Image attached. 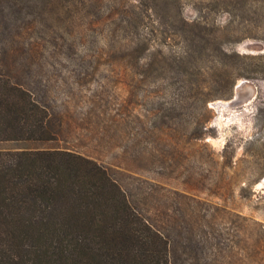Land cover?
Here are the masks:
<instances>
[{
    "label": "rangeland",
    "instance_id": "1",
    "mask_svg": "<svg viewBox=\"0 0 264 264\" xmlns=\"http://www.w3.org/2000/svg\"><path fill=\"white\" fill-rule=\"evenodd\" d=\"M40 1L71 49L42 61L64 113L44 146L104 164L158 225L190 191L222 246L206 264H264V0Z\"/></svg>",
    "mask_w": 264,
    "mask_h": 264
},
{
    "label": "trees",
    "instance_id": "2",
    "mask_svg": "<svg viewBox=\"0 0 264 264\" xmlns=\"http://www.w3.org/2000/svg\"><path fill=\"white\" fill-rule=\"evenodd\" d=\"M43 4L0 0V264L208 263L222 246L190 191L173 193L193 210L158 225L104 164L44 146L61 140L64 113L42 61L71 49Z\"/></svg>",
    "mask_w": 264,
    "mask_h": 264
},
{
    "label": "water",
    "instance_id": "3",
    "mask_svg": "<svg viewBox=\"0 0 264 264\" xmlns=\"http://www.w3.org/2000/svg\"><path fill=\"white\" fill-rule=\"evenodd\" d=\"M251 95V94H250Z\"/></svg>",
    "mask_w": 264,
    "mask_h": 264
}]
</instances>
